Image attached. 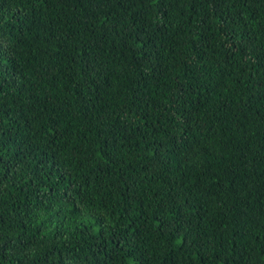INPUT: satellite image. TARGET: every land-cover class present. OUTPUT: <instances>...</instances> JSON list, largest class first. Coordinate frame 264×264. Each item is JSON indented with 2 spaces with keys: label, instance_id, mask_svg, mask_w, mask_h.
Segmentation results:
<instances>
[{
  "label": "trees",
  "instance_id": "obj_1",
  "mask_svg": "<svg viewBox=\"0 0 264 264\" xmlns=\"http://www.w3.org/2000/svg\"><path fill=\"white\" fill-rule=\"evenodd\" d=\"M0 264H264V0H0Z\"/></svg>",
  "mask_w": 264,
  "mask_h": 264
},
{
  "label": "snow or ice",
  "instance_id": "obj_2",
  "mask_svg": "<svg viewBox=\"0 0 264 264\" xmlns=\"http://www.w3.org/2000/svg\"><path fill=\"white\" fill-rule=\"evenodd\" d=\"M4 52V46L2 44H0V55H2Z\"/></svg>",
  "mask_w": 264,
  "mask_h": 264
}]
</instances>
